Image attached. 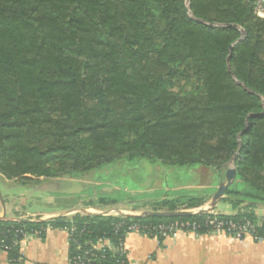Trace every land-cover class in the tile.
I'll return each mask as SVG.
<instances>
[{
	"label": "trees",
	"instance_id": "16d2710c",
	"mask_svg": "<svg viewBox=\"0 0 264 264\" xmlns=\"http://www.w3.org/2000/svg\"><path fill=\"white\" fill-rule=\"evenodd\" d=\"M140 160L159 172L203 166L224 174L232 164L236 176L221 199L231 217L256 222L251 208L264 205V17L254 0H0V179L27 185ZM206 200L176 192L150 208ZM203 216L78 211L0 220V241L16 262L13 241L23 232L44 238L47 228L72 226L73 264L100 238L116 247L130 224ZM256 230L263 235L264 222ZM91 252L94 264H131L116 250Z\"/></svg>",
	"mask_w": 264,
	"mask_h": 264
},
{
	"label": "crops",
	"instance_id": "0c3cea01",
	"mask_svg": "<svg viewBox=\"0 0 264 264\" xmlns=\"http://www.w3.org/2000/svg\"><path fill=\"white\" fill-rule=\"evenodd\" d=\"M200 172L208 174L209 168L200 166ZM204 175V174H203ZM76 177H40L36 182L27 184L32 187L38 183L37 189L47 193V196L54 205H60L51 211L31 212L18 208L13 200L5 202L0 195V216L23 217L42 219L63 215L70 210L94 209L102 207L99 204H90V199H78L74 203H59L57 191L60 182ZM212 180H208V188H213ZM14 180L0 179V185L8 187ZM99 186L102 183L96 182ZM175 189L180 188L178 186ZM67 205H70L67 207ZM255 205L256 208H258ZM254 207V208H255ZM217 210V209H216ZM224 214H232L234 209L228 211L218 210ZM125 249L128 260L131 264H264V241L257 245H251V240L243 238L233 239L225 234H203L195 236L191 232H182L177 238H166L161 242L153 237H147L137 232H130L125 237ZM258 250L261 252L259 258L253 257ZM246 252L248 254L246 255ZM19 261L12 262L6 251L0 249V264H65L68 261V234L63 229L50 228L45 232L44 238L34 235L26 236L19 245Z\"/></svg>",
	"mask_w": 264,
	"mask_h": 264
},
{
	"label": "rangeland",
	"instance_id": "374dc122",
	"mask_svg": "<svg viewBox=\"0 0 264 264\" xmlns=\"http://www.w3.org/2000/svg\"><path fill=\"white\" fill-rule=\"evenodd\" d=\"M122 162L120 167L110 164L99 171L94 170L89 174L77 176L76 179L61 181L60 188L56 194L59 197L57 200H59V203H74L79 198L95 201L98 196L112 197L119 201L117 204L119 209L134 214L141 209L152 210L150 208L151 202L162 194L169 197L176 192H183L201 196L204 199L207 198L206 202L201 206L188 210L193 212L200 208L208 209V203L211 201L218 184L225 181L224 174L218 173L214 169L208 174L200 172V168H196V166L177 167L172 171L165 169V171L159 172L154 169L155 164L147 160H140L134 163ZM229 167L233 168L232 164ZM209 179L212 180L211 185L213 184V188L206 186ZM105 181L111 185L99 186L96 183L102 182V184H105ZM14 182L16 181L14 180ZM38 186V183L32 187L19 182L12 185L8 184V187L4 188L0 185V195L5 202L13 200L19 209L22 208L31 212L51 211L60 207V205H54L52 201H49L50 199L46 197L47 193L39 191L37 189ZM175 186L180 188L175 189ZM254 207L251 208V211L255 216V223H261L264 220V205H259L257 206L258 208ZM230 209V203L220 199L211 210L228 211ZM218 212L223 213L221 211ZM202 213H205V211ZM246 238L251 240V245L255 248L264 241H255L250 236H246ZM260 253L259 250L258 252L256 251L253 257L258 259ZM247 254L248 252H246ZM64 263L67 264L66 260H64Z\"/></svg>",
	"mask_w": 264,
	"mask_h": 264
},
{
	"label": "built area",
	"instance_id": "2783aa9c",
	"mask_svg": "<svg viewBox=\"0 0 264 264\" xmlns=\"http://www.w3.org/2000/svg\"><path fill=\"white\" fill-rule=\"evenodd\" d=\"M254 7L255 12L258 16L264 17V0H254ZM178 210H183L182 208ZM189 210V209H184ZM197 211V210H195ZM194 211V212H195ZM78 211L68 212L63 214L62 216L70 217L73 213ZM85 212L88 213H100L104 215H116V214H131L129 211H124L119 209V207H100L94 209H86ZM142 210L134 214H140ZM203 218L201 220H182V219H175L170 220L167 222H160L155 224H137L133 223L127 226L126 233L130 232H137L141 235L147 237H153L158 239L161 237L163 239L171 238L175 239L181 232H191L195 236H199L202 234H225L234 239H243L246 236L252 237L255 241H263L264 234L261 235L257 232L258 226L261 223H254L249 218L242 217V218H233L230 215L221 214L215 210H205L203 213ZM31 218V217H30ZM37 217L31 218L36 219ZM40 218V217H39ZM50 229V228H47ZM46 229V230H47ZM64 231L68 234V238L70 234L73 233L74 228L72 226L63 228ZM34 235L38 236L39 231L34 232H23V237L18 240L15 239L13 241V247H19L21 241L26 236ZM39 237V236H38ZM125 240L119 242V244L114 247L109 244L105 239H98L95 243L91 244L90 248L84 250L82 256L76 255L72 258L73 264H94L91 250H99L101 248H107L108 250H116L118 252L126 253L125 249ZM80 246H77L79 248ZM10 245L5 244L3 240L0 241V249L3 251H8L11 249ZM70 262V259L68 258Z\"/></svg>",
	"mask_w": 264,
	"mask_h": 264
},
{
	"label": "water",
	"instance_id": "95a60500",
	"mask_svg": "<svg viewBox=\"0 0 264 264\" xmlns=\"http://www.w3.org/2000/svg\"><path fill=\"white\" fill-rule=\"evenodd\" d=\"M68 177V175H65ZM236 176V170L234 168H226L225 173H224V182H220L217 186L216 191L212 195L211 201L208 203V209L200 208L197 211H188V210H174V211H156V210H145L141 212L140 214H129V215H140V216H157V217H177V216H188L192 215L195 213H202L205 210H211L215 207L217 202L221 199V197L224 196L226 190L228 187L233 183L234 179ZM72 211H85L84 209H76V210H70ZM17 220V221H28V218H23V217H6L5 215L0 216V220ZM42 219V218H40Z\"/></svg>",
	"mask_w": 264,
	"mask_h": 264
},
{
	"label": "bare ground",
	"instance_id": "6f19581e",
	"mask_svg": "<svg viewBox=\"0 0 264 264\" xmlns=\"http://www.w3.org/2000/svg\"><path fill=\"white\" fill-rule=\"evenodd\" d=\"M86 210V209H85ZM145 211V210H142V212ZM126 215H129V214H126Z\"/></svg>",
	"mask_w": 264,
	"mask_h": 264
}]
</instances>
